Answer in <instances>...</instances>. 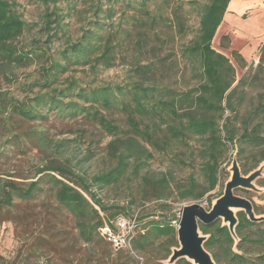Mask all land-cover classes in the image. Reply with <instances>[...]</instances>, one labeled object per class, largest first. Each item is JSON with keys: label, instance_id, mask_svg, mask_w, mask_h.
<instances>
[{"label": "trees", "instance_id": "16d2710c", "mask_svg": "<svg viewBox=\"0 0 264 264\" xmlns=\"http://www.w3.org/2000/svg\"><path fill=\"white\" fill-rule=\"evenodd\" d=\"M46 1L56 4L59 0ZM171 1L161 0L157 7L167 8ZM231 1L208 0L198 5L197 34L181 51L198 78L196 85L187 91L175 92L164 85L141 83L132 88L119 85L81 88L72 81L62 88H51L56 76L66 68L53 60L49 66L41 67V76L33 84L47 89L46 92L22 100L0 93V132L5 137L0 145V224L11 222L15 227L22 226L28 236L40 228L42 232L28 247L27 256L44 257L48 253V259L56 264H139L138 255L142 264H162L170 256L171 249L178 246L177 213L165 202L168 195L173 194L168 179L163 174L158 179L141 177L142 200H130L121 206L105 204L98 192L118 184L123 178L131 183V176L139 177L152 159L147 146L163 150L171 142L187 144L191 137L203 140L200 171L204 185L189 178L185 185L175 188L174 200L178 202L201 200L220 185V167L230 149L236 150L242 175H247L264 161V118L255 122L257 110L240 118L246 82L241 78L233 86L236 81L234 67L211 47ZM128 2L130 6L131 0ZM145 4L141 3L142 8ZM187 5L196 6V2L189 1ZM182 9L183 2H178L170 12L180 34L184 33ZM145 13L151 17V22L163 18L160 11ZM50 17H58L57 8L46 12V24L53 23ZM26 29V23L11 4L0 0L1 70L31 63L32 58L28 55L31 53L18 52L13 45ZM91 39L82 36L80 41L65 49L62 53L65 61L73 60L80 66L91 65L93 68L113 67L116 56L110 41L100 46ZM231 55L237 66H246L240 54L232 51ZM153 65V62L137 65L133 71L142 76L149 73ZM115 108L124 115L125 127L108 117ZM225 111H229L230 116L224 118ZM51 112L99 126L112 138L106 145L111 166L105 171L88 174L82 163L90 161L92 154L87 153L73 164L71 159L75 149L68 140L55 141L39 126L24 127L25 124L44 123ZM219 120L224 121L221 126ZM84 136L81 131L77 139ZM34 150L43 158L31 174L14 160L17 155L26 157ZM246 163L251 164L247 167ZM7 167L13 170L12 174L5 171ZM257 185L264 188V179H259ZM238 191L248 194L246 190ZM259 197L264 200V193ZM151 201L156 204L154 212L133 210V207ZM210 204L208 199L207 209ZM252 205L254 213L261 214L253 202ZM156 210L158 213L153 214ZM119 215H136L137 230L131 241L133 254L128 250L114 251L99 236L98 230L104 222ZM65 216L69 218V227H59L66 225ZM236 217L238 244L235 250L234 240L219 219L207 225L199 224L201 234L208 236L205 250L215 264H264V222H250L243 212H237ZM139 224L142 225L140 228ZM0 264L34 263L0 256ZM174 264L190 263L180 259Z\"/></svg>", "mask_w": 264, "mask_h": 264}, {"label": "rangeland", "instance_id": "374dc122", "mask_svg": "<svg viewBox=\"0 0 264 264\" xmlns=\"http://www.w3.org/2000/svg\"><path fill=\"white\" fill-rule=\"evenodd\" d=\"M7 1L27 25L26 31L13 42V45L18 52L31 53L28 55L32 58L31 63L26 65L14 66L5 70L0 69V93H6L9 98L22 100L33 97L39 92H46L47 89L34 87L33 84L41 76V67L49 66V62L53 60L66 68L64 72L56 76L51 88H62L71 81L81 88L106 85L132 88L135 84L141 83L143 85H164L175 92H184L194 87L198 81V78L194 76L193 66L183 58L181 51L197 34L198 5L204 4L208 0H173L167 8L165 6L157 7L161 4V0H131L130 6H128V0H59L56 4L46 0ZM189 1L196 2V6L187 5ZM143 2L146 3L144 8L141 6ZM178 2H183L184 33L182 34L177 31L170 14L173 6ZM54 8H57L58 17H50L51 20H54L53 23L46 24L45 14L52 12ZM155 10L160 11L163 18L151 22V17H148L145 11L154 12ZM82 36H90L91 41L100 46L109 40L114 47L113 53L116 56L114 66L104 69L102 66L95 68L91 65L80 66L73 60L67 63L62 53L70 45L80 41ZM225 36L227 39H223ZM263 44L264 0H232L223 21L217 28L211 47L224 55L234 67L236 81L233 86L239 79L245 80V97L239 108L240 118L257 110L255 122L262 121L264 118ZM232 51L240 54L245 60L244 68L237 66L234 62ZM260 57H263L262 61L259 60ZM149 62L154 63L149 73L142 76L134 73L133 69L137 65ZM224 104L223 102L222 106ZM228 116H230L229 111H225L224 118ZM108 117L119 126L125 127V118L119 108L113 109ZM218 123L221 126L224 121L219 120ZM37 126L47 130L55 141L62 139L69 141L75 149L74 157L71 159L73 164L86 156L87 153L92 154L90 161L82 163L83 169L88 174L105 171L111 166L112 162L107 156L106 145L112 138L107 136L96 124L80 118H66L56 112H51L47 115V120L40 125L37 123L29 126L24 125V127ZM236 126L241 127V124L236 123ZM81 131L85 133V136L77 139ZM1 135L0 132V145L5 139ZM147 150L152 154V159L148 161L139 177L131 176V183L123 178L118 184L98 192L105 204L121 206L130 200H142L139 191L142 183L141 177L148 176L158 179L163 174L168 179L170 190L173 192L172 195H168L165 202L170 205L172 212L177 213V217L181 208L189 204L198 203L207 209L208 199L213 202L218 198V195L223 193L224 184L230 176L228 169L236 155L235 149L228 151L226 159L220 167L222 170L220 185L213 191L198 201L188 199L178 202L174 200L175 188L185 185L189 178L192 177L196 182L204 185L200 171L203 162L201 153L203 140L191 137L187 140V144L171 142L163 150L149 146H147ZM42 158L34 150L26 157L17 155L14 161H17L19 165H24L32 174L35 167L42 163ZM250 164L248 163L247 167ZM259 166H264V161ZM5 171L13 173V170L8 167ZM262 174L264 175V169ZM255 186L263 188L257 185V182ZM247 192L248 194H245L238 189L234 191L235 195L253 202L258 212L261 213L259 215H264V200L259 197L262 194ZM155 207V202L151 201L144 202L143 206L133 207V210L139 212L146 209L154 212ZM157 213L156 210V213L153 214ZM63 218L66 225L60 224L59 227L68 228L69 218L66 216ZM141 226L139 224L138 228ZM36 230L37 234L28 236L23 232L22 226L15 227L11 222L1 223L0 256L6 259L16 257L19 262L56 264L48 259L47 252L44 257L27 256L28 247L42 232L40 228ZM136 257L140 261L139 264H142V259L138 255ZM165 261H162V264H166Z\"/></svg>", "mask_w": 264, "mask_h": 264}, {"label": "water", "instance_id": "95a60500", "mask_svg": "<svg viewBox=\"0 0 264 264\" xmlns=\"http://www.w3.org/2000/svg\"><path fill=\"white\" fill-rule=\"evenodd\" d=\"M264 166H259L247 175H242L236 155L228 169L230 176L224 184L221 196L205 209L198 203L183 206L179 212L176 226L177 247L171 249V254L165 261L174 264L184 259L190 264H215L211 255L205 250L204 243L208 236L201 234L199 224L207 225L216 220L221 221V226H226L231 238L234 240L235 250L238 239L235 234L237 225V212H243L250 222H264V215L254 213L252 202L246 198L235 195L237 189L263 194L264 188H257L255 183L264 177Z\"/></svg>", "mask_w": 264, "mask_h": 264}, {"label": "built area", "instance_id": "2783aa9c", "mask_svg": "<svg viewBox=\"0 0 264 264\" xmlns=\"http://www.w3.org/2000/svg\"><path fill=\"white\" fill-rule=\"evenodd\" d=\"M98 233L114 251L128 250L133 254L131 241L136 233V215L131 217L116 216L104 222Z\"/></svg>", "mask_w": 264, "mask_h": 264}, {"label": "crops", "instance_id": "0c3cea01", "mask_svg": "<svg viewBox=\"0 0 264 264\" xmlns=\"http://www.w3.org/2000/svg\"><path fill=\"white\" fill-rule=\"evenodd\" d=\"M230 4V3H229ZM229 6V5H228ZM228 8V7H227Z\"/></svg>", "mask_w": 264, "mask_h": 264}]
</instances>
